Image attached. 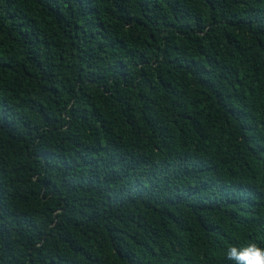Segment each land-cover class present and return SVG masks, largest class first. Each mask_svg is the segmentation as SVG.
Instances as JSON below:
<instances>
[{"label":"trees","instance_id":"1","mask_svg":"<svg viewBox=\"0 0 264 264\" xmlns=\"http://www.w3.org/2000/svg\"><path fill=\"white\" fill-rule=\"evenodd\" d=\"M264 248V0H0V264H233Z\"/></svg>","mask_w":264,"mask_h":264},{"label":"clouds","instance_id":"2","mask_svg":"<svg viewBox=\"0 0 264 264\" xmlns=\"http://www.w3.org/2000/svg\"><path fill=\"white\" fill-rule=\"evenodd\" d=\"M225 257L233 264H264V248L255 243H249L245 246H229Z\"/></svg>","mask_w":264,"mask_h":264}]
</instances>
